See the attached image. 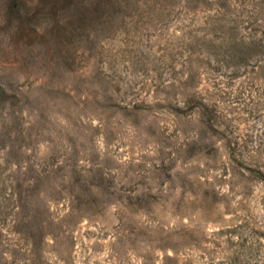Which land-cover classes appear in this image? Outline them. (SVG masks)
I'll use <instances>...</instances> for the list:
<instances>
[{
    "label": "rangeland",
    "instance_id": "obj_1",
    "mask_svg": "<svg viewBox=\"0 0 264 264\" xmlns=\"http://www.w3.org/2000/svg\"><path fill=\"white\" fill-rule=\"evenodd\" d=\"M0 264H264V0H0Z\"/></svg>",
    "mask_w": 264,
    "mask_h": 264
}]
</instances>
